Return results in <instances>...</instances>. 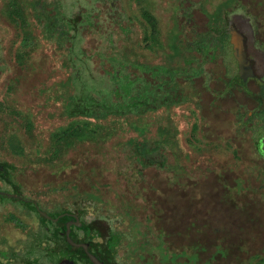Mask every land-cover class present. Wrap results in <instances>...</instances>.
<instances>
[{
    "label": "rangeland",
    "instance_id": "obj_1",
    "mask_svg": "<svg viewBox=\"0 0 264 264\" xmlns=\"http://www.w3.org/2000/svg\"><path fill=\"white\" fill-rule=\"evenodd\" d=\"M230 12H244L264 44V0H0V262L49 264L41 213L78 210L83 224L105 221L102 237L79 240L106 242L113 264H264V149L242 120L264 109V88L211 85L209 110L204 78L191 88L178 78L175 105L106 111L122 105L120 83L132 99L181 70V42L214 37ZM211 42L200 46L208 57L219 53ZM216 60L206 76L222 82ZM84 89L104 112L68 113ZM141 143L160 160L134 161Z\"/></svg>",
    "mask_w": 264,
    "mask_h": 264
},
{
    "label": "flooded vegetation",
    "instance_id": "obj_2",
    "mask_svg": "<svg viewBox=\"0 0 264 264\" xmlns=\"http://www.w3.org/2000/svg\"><path fill=\"white\" fill-rule=\"evenodd\" d=\"M236 15L237 19L235 21V26L238 28L239 32L241 33L242 37H244V44L246 50H249L251 53V60L257 64L256 69V76L252 77L249 74L248 67L246 64V60L242 61L241 59V65L237 59V50L231 49L228 52L227 45L225 44L224 38H227L231 42H234L231 39L232 35V29L230 27V23L226 20L225 21V28L224 30L218 31L213 30L214 37H210V31L207 33L199 32L196 34L195 39L189 43L185 40H183L181 43L185 49L184 53L179 55L178 57V64H180V69H172V72H170L169 75H167L168 80H164V78L156 80V85L148 83L147 85L143 86L140 89V92L138 96L132 98V100L129 99V97H126L124 93L125 90L122 91V93L117 92V96L120 94L121 98V107L124 106L128 109H143L147 108L150 105H155L156 103L163 101L167 103H173V105L179 103L181 101L180 93L176 91H172L175 88L168 87L171 82L175 85L178 78H181L184 85H188V87L191 88V85L193 82H195L198 78L202 79L204 78L205 86H201V88H205L206 92L211 93V101L209 102L212 107H209V110H215L217 107L216 100H217V91L216 89L212 88L211 85H214L217 87L218 84L223 85V91L221 93H224L226 95H229L232 93V91L248 81H253L256 84L260 86V88H264V44L261 43L258 40V28L254 25L253 21L249 22L245 20L246 15L244 12H230ZM248 18V17H247ZM252 20V17H250ZM254 18V17H253ZM245 20V21H244ZM238 26H237V25ZM208 34V36L206 35ZM199 35H204L202 38L199 37ZM234 35V34H233ZM212 41L213 44L216 45L218 49V54H211L210 57L206 56L205 50L203 48H200V46H207L209 42ZM212 42L210 45H212ZM237 42H239L237 38ZM208 43V44H207ZM210 48V47H208ZM234 48V46H233ZM193 51V53H192ZM218 57H221L223 61L226 63V67L224 68L225 73L227 72L226 77L222 82H220L218 74L212 73L211 77H207V69L206 64L207 62H214L217 61ZM248 61V60H247ZM240 66H243L245 72L242 75L240 72ZM210 71V70H208ZM157 72L155 71L153 74L155 77H157ZM209 75V74H208ZM244 77V79L241 80L239 77ZM153 77V78H155ZM180 80V79H178ZM167 84V94H164V92L161 90V87L164 84ZM178 85H180L179 82H177ZM194 86V85H193ZM180 89V88H179ZM190 90V89H189ZM196 92H199L198 90H194L193 92H189V95H186V100H189L190 97L192 99L195 98L194 95H196L195 101L197 98H199V95L196 94ZM162 93V94H161ZM208 93V94H209ZM177 94V95H176ZM192 94V95H191ZM116 95V93H115ZM80 92L77 95L71 97V101L66 105V109L68 113H77V111L81 110L80 112L89 110V103L87 102H80ZM177 100V101H176ZM201 101V100H200ZM101 105V103H100ZM103 107L107 106L106 103L102 104ZM120 107V105L116 106ZM114 107V108H116ZM106 108V107H105ZM85 113V112H84ZM82 114V113H81ZM251 119L252 122H247L246 120ZM242 120L244 123H250L251 124V130L254 134V137L256 138V142L260 143L262 142V147L264 149V140L262 137V130L264 131V125H261V127L258 128V124L254 126V122L262 123L264 124V109L257 113L256 111H244L242 115ZM258 136H260L259 139ZM263 140V141H262ZM260 141V142H259ZM137 147H140V149H137L135 147L136 151V157L134 161H140L144 160L146 163H149L148 165H151L153 162L159 161V153L158 148H149L147 145L146 147L144 145L139 144L136 145ZM143 146V147H142ZM259 151V150H258ZM152 152V153H151ZM260 153L263 152L261 149L259 151ZM136 158L138 160H136ZM139 172L143 173L142 170L138 169ZM135 170H131L130 173L133 174ZM40 218L42 219V224L44 227V238L43 244L49 245L48 253L45 254L46 256H52L50 257L49 264H113L110 263L106 257V254L110 253L109 247L104 243V245H94L93 241H83L81 242L79 238H91L96 236H101V231H108V227L105 223V221L102 220H93V222L90 223V225L83 224V221L80 220V213L77 210L75 214H63V213H54V214H42ZM45 221L47 222L45 224ZM105 224V225H104ZM79 229H82L81 231ZM90 231V232H89ZM79 232H81V235H79ZM96 233V235L92 234ZM112 235L111 233L107 235L108 237ZM81 236V237H80ZM43 237H41L42 239ZM53 238L55 240H53ZM68 254V255H67ZM71 256L73 260L69 263V258L67 261H64L63 259L67 257L65 256ZM47 257V258H48ZM40 259V258H39ZM28 261V259H26ZM6 264H15L13 261L8 262ZM28 264H31L30 261H28ZM42 264V262H41Z\"/></svg>",
    "mask_w": 264,
    "mask_h": 264
},
{
    "label": "water",
    "instance_id": "obj_3",
    "mask_svg": "<svg viewBox=\"0 0 264 264\" xmlns=\"http://www.w3.org/2000/svg\"><path fill=\"white\" fill-rule=\"evenodd\" d=\"M233 15H236V14H233V13H225V19L230 23V27L232 29V35L235 36L236 38H238L239 40V45H240V48H241V51H240V56L243 58H245L246 60V64H247V67H248V71H249V74L252 76V77H255L256 76V69L257 68V64H255L252 60H251V53L249 52V50H246L245 48V44H244V37H242L241 33L239 32L238 28L235 26V21L239 18H236L235 16ZM246 21H249V18H246L245 19ZM237 25V24H236ZM238 26V25H237ZM233 44L236 45L235 42H233ZM237 55H238V51L240 49H238L237 47ZM245 72V71H244Z\"/></svg>",
    "mask_w": 264,
    "mask_h": 264
},
{
    "label": "trees",
    "instance_id": "obj_4",
    "mask_svg": "<svg viewBox=\"0 0 264 264\" xmlns=\"http://www.w3.org/2000/svg\"><path fill=\"white\" fill-rule=\"evenodd\" d=\"M244 68H243V66H240V72H241V74L243 75L244 74ZM115 75H117V73H115ZM114 78V77H113ZM120 85V88H121V90L123 91V90H125L126 92L124 93V95L127 97V96H129V93H128V88H129V85H127L126 84V81H124L123 83H120L119 84ZM83 87V86H82ZM82 89V88H81ZM124 92V91H123ZM86 93H87V91L84 89V90H82L81 92H80V94H81V96H80V101H82V102H87V103H89L90 104V102H88L89 101V99H88V97H87V95H86ZM120 93V92H119ZM119 98V97H118ZM92 100V99H91ZM130 100H132V99H130ZM95 102V101H94ZM92 104V103H91ZM100 106H102V105H100ZM106 108H107V106H105ZM105 107H93L92 109H91V107H90V109L89 110H86V111H83L82 113H86V112H88V111H93V112H95V113H99V112H104V110L106 109ZM136 110H138V109H136V108H133V109H128V108H126V107H124V106H120V107H116V108H112V109H107L106 111L107 112H110V113H114V114H118V115H121V114H126V113H129V112H135ZM77 131H78V129H77ZM76 131V132H77ZM73 132H74V130H72L71 131V133L69 134V137H73V136H77V135H75L76 133H74L73 134ZM84 132V131H83ZM61 137H63V136H61ZM71 140H73V138H71ZM136 148L137 149H140V147H137L136 146Z\"/></svg>",
    "mask_w": 264,
    "mask_h": 264
},
{
    "label": "crops",
    "instance_id": "obj_5",
    "mask_svg": "<svg viewBox=\"0 0 264 264\" xmlns=\"http://www.w3.org/2000/svg\"><path fill=\"white\" fill-rule=\"evenodd\" d=\"M29 236V235H28ZM28 242H32V243H36V241L32 238V241H31V239H30V237H29V240H28ZM14 252V251H13ZM27 252H28V250L27 251H25L24 253L25 254H27ZM29 255H30V252H29ZM27 256H24V258H26ZM27 259H28V261H30V258H28L27 257ZM31 263V262H30ZM0 264H6V263H2V262H0ZM32 264H34V262H32ZM39 264H41V263H39Z\"/></svg>",
    "mask_w": 264,
    "mask_h": 264
}]
</instances>
